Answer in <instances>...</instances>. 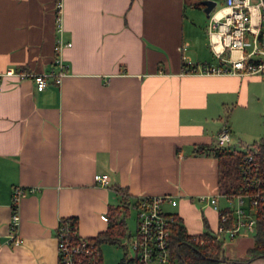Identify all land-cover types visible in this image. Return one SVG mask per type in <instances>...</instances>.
<instances>
[{
  "label": "crops",
  "instance_id": "obj_1",
  "mask_svg": "<svg viewBox=\"0 0 264 264\" xmlns=\"http://www.w3.org/2000/svg\"><path fill=\"white\" fill-rule=\"evenodd\" d=\"M187 5L62 0L58 33L57 0H0V71L49 72L58 56L67 66L60 83L49 78L42 90L31 77L2 78L0 264H58L60 219L76 216L85 237L106 230L103 215L123 200L116 185L131 198L176 199L165 207L190 233L217 229L211 199L229 204L219 190L218 158L194 149L215 146L224 122L228 150L264 135V68L248 75L188 71L189 62L218 61ZM60 36L71 45L56 51ZM97 173L107 183L96 181ZM18 185L35 189L20 202L21 243L10 244ZM240 237L225 250L232 260L218 264H264V256L249 259L252 243L240 245Z\"/></svg>",
  "mask_w": 264,
  "mask_h": 264
},
{
  "label": "built area",
  "instance_id": "obj_2",
  "mask_svg": "<svg viewBox=\"0 0 264 264\" xmlns=\"http://www.w3.org/2000/svg\"><path fill=\"white\" fill-rule=\"evenodd\" d=\"M203 1V0H201ZM215 5L207 14V34L210 49L218 63L193 65L189 62L188 71L206 74L248 75L260 72L264 68V0H212ZM57 0L58 33L62 30L60 7ZM204 4L202 7L204 8ZM71 42L57 38L56 51ZM249 45V47H247ZM57 68L49 72L33 73L21 67L10 66L0 71V90L2 78L13 76L20 79L33 78L39 90L48 84L49 78L60 83L67 73V66L61 56L56 58ZM231 138V128L224 122L216 134L218 146H225ZM264 163L258 161L249 152L243 164L244 187L247 191L227 199L232 211L221 212L217 199L211 202L219 210V225L214 233L218 238L234 240L240 236L255 235L257 214L255 208L264 206ZM95 180L107 183V175L95 174ZM35 188L15 186L12 191L11 232L8 243L20 244L18 226L20 222L19 206L22 197ZM234 200L236 204H234ZM176 205V199L164 195H141L137 197L133 208L137 211V228L129 237L123 239L126 247L134 251V264H178L172 255V225L175 221L172 212L165 205ZM103 218L108 220L106 214ZM58 242V264H102L100 247L81 235L75 220L70 217L60 219L56 230Z\"/></svg>",
  "mask_w": 264,
  "mask_h": 264
},
{
  "label": "trees",
  "instance_id": "obj_3",
  "mask_svg": "<svg viewBox=\"0 0 264 264\" xmlns=\"http://www.w3.org/2000/svg\"><path fill=\"white\" fill-rule=\"evenodd\" d=\"M191 6L202 7L201 0L188 2ZM223 146L197 145L195 152H212L219 163V190L227 199L232 196L245 193L243 164L247 158V154L251 152L255 158L264 163V135L244 149L228 150ZM264 166V164H263ZM264 188V184L262 185ZM122 197V203L118 205L110 204L106 213L108 217V227L106 230L99 232L96 236L85 237L95 242L101 249V244L105 242L116 243L122 246L123 239L129 237L131 232L128 230L127 216H129L131 208L136 203L137 197L129 194L126 187L120 185L113 186ZM257 214V231L254 235L255 242L248 248L249 259L264 256V206L258 205ZM232 211L229 206L221 209V212ZM174 223L172 225V255L178 264H218L221 262L231 261L232 258L226 256L224 248V240L218 238L213 230L206 229L199 233L188 232L182 217L172 212ZM75 220L78 228V218L70 216ZM126 247V246H125ZM102 255V252H101ZM102 261V260H101ZM103 264V263H102ZM120 264H134L132 256H128L125 251L121 257Z\"/></svg>",
  "mask_w": 264,
  "mask_h": 264
},
{
  "label": "rangeland",
  "instance_id": "obj_4",
  "mask_svg": "<svg viewBox=\"0 0 264 264\" xmlns=\"http://www.w3.org/2000/svg\"><path fill=\"white\" fill-rule=\"evenodd\" d=\"M187 1L193 2L194 0H187ZM187 8H188V10H194L191 12H193L195 14L196 22L198 23V25L203 28L205 35H206V43L209 44V39H208V34H207L208 16H207L206 12L204 11L203 8L191 6L189 4L187 5ZM247 47H249V45H247ZM207 48H208V46H207ZM208 52H209L210 56L216 60L213 52L210 51L209 48H208ZM223 204H226V200H223ZM234 204H236L235 200H234ZM167 209L170 211L172 208L168 207ZM127 225H128L129 232L134 233L136 231V228H137L136 227L137 226V211L133 207L131 208L129 216H127ZM229 242H230V240L226 239L225 244H224L226 246V248H225L226 251L227 250L230 251L229 250L230 248L227 247ZM235 242H238V244H240V245H248L251 243L253 245L255 242V237H254V235H250L247 237L242 236L239 239H237ZM102 246H103V253L105 252L104 253V261L106 264H120L121 257L123 256L125 251L127 252V255L129 257L131 255H133V253H134L133 249L129 246L125 247L122 245H116V244H111V243L110 244L109 243H105V244L103 243ZM106 253H107V255H106Z\"/></svg>",
  "mask_w": 264,
  "mask_h": 264
},
{
  "label": "water",
  "instance_id": "obj_5",
  "mask_svg": "<svg viewBox=\"0 0 264 264\" xmlns=\"http://www.w3.org/2000/svg\"><path fill=\"white\" fill-rule=\"evenodd\" d=\"M202 4H204V11L206 12V14L209 13V11L212 9V7L215 5V2L212 0H203Z\"/></svg>",
  "mask_w": 264,
  "mask_h": 264
}]
</instances>
